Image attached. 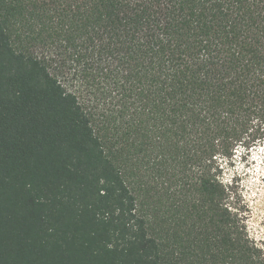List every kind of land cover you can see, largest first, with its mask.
<instances>
[{"label":"trees","instance_id":"obj_1","mask_svg":"<svg viewBox=\"0 0 264 264\" xmlns=\"http://www.w3.org/2000/svg\"><path fill=\"white\" fill-rule=\"evenodd\" d=\"M262 138L264 0H0V264H264Z\"/></svg>","mask_w":264,"mask_h":264},{"label":"rangeland","instance_id":"obj_2","mask_svg":"<svg viewBox=\"0 0 264 264\" xmlns=\"http://www.w3.org/2000/svg\"><path fill=\"white\" fill-rule=\"evenodd\" d=\"M253 155L258 156L257 145L247 155H241L238 148L232 160L223 163L222 169V179L231 181L237 203L245 211L250 235L264 229V177L259 175L258 159L248 162Z\"/></svg>","mask_w":264,"mask_h":264},{"label":"clouds","instance_id":"obj_3","mask_svg":"<svg viewBox=\"0 0 264 264\" xmlns=\"http://www.w3.org/2000/svg\"><path fill=\"white\" fill-rule=\"evenodd\" d=\"M244 145V141L241 140L240 144L238 145V147L240 148V154L241 155H247V149L243 146ZM257 148H258V156L257 155H253L249 157L248 162L251 163L252 160H259V175L261 177H264V138H262L259 143L257 144ZM239 160V157H237V161ZM253 195H255V193H253ZM250 240L253 242V245L258 248V249H262L264 250V229H261L259 232H253L250 235ZM109 248L112 247L111 244L108 245Z\"/></svg>","mask_w":264,"mask_h":264}]
</instances>
